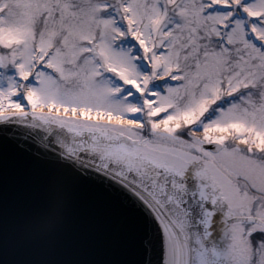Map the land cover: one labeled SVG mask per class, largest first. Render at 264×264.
Masks as SVG:
<instances>
[{"label":"snow or ice","instance_id":"obj_1","mask_svg":"<svg viewBox=\"0 0 264 264\" xmlns=\"http://www.w3.org/2000/svg\"><path fill=\"white\" fill-rule=\"evenodd\" d=\"M108 10L95 0H0V264L9 232L13 264H264V0H122L137 58L151 54V74L165 82L143 101L162 135L130 144L74 123L143 126L114 114L116 91L83 59L95 51L144 96L132 59L103 34L96 43L92 26ZM29 117L65 128L70 141L22 135L35 126L22 123ZM85 132L101 135L89 142ZM86 185L123 206L120 228L76 217ZM53 196L69 202L48 250L78 244L88 258H32L25 225Z\"/></svg>","mask_w":264,"mask_h":264},{"label":"water","instance_id":"obj_2","mask_svg":"<svg viewBox=\"0 0 264 264\" xmlns=\"http://www.w3.org/2000/svg\"><path fill=\"white\" fill-rule=\"evenodd\" d=\"M25 124H33V127H21L18 128V131L27 137L40 140L41 138L48 137L50 141H55L57 138L69 142L71 139V134L62 127L57 126L56 124L43 125L40 121L33 122L31 117L22 121ZM83 127V126H81ZM97 129V128H94ZM102 131H106L109 137L116 138V142L119 143H131L129 139L130 136L124 135L120 132L104 128H98ZM91 135L100 136V132L87 133L85 132L84 136L81 139L87 140L90 142ZM65 182L68 185L69 191L71 190V176L66 175ZM63 201L58 199L56 196H53L50 200L48 206L40 213H47L49 220L54 221L59 213L62 212V209L65 205V200ZM67 199V203H68ZM74 214L77 218H86V223L91 225L97 230H115L120 228L126 220L127 212L121 204L112 200L103 193V190L99 186L95 185H86L80 189L79 200L74 208ZM39 215V216H40ZM38 216V217H39ZM36 220V219H35ZM34 220V221H35ZM25 225V229L29 237L33 240H36V248L32 251L31 256L34 259L40 260L45 258L55 257L59 259H81L88 258L87 252L78 244L72 245H61L57 248V253H53L48 250V238H50L56 231L51 234H43L44 229L36 228L33 226V222ZM69 223H71V215L69 217ZM15 240V233L9 232L7 235V255L6 259L8 264H13V261L18 258L19 254L13 251L12 245ZM96 244L104 243L103 237L98 238L94 241Z\"/></svg>","mask_w":264,"mask_h":264},{"label":"rangeland","instance_id":"obj_3","mask_svg":"<svg viewBox=\"0 0 264 264\" xmlns=\"http://www.w3.org/2000/svg\"><path fill=\"white\" fill-rule=\"evenodd\" d=\"M95 3L100 7L104 5L109 6L108 11H101L97 14V22L92 26V30L98 32L96 43L100 44L102 42L100 34H103L104 38L115 50L126 53L132 59V64L135 66V75L130 78L138 79L141 82V86L144 89L145 93L144 96H140L136 92L135 88H133L132 91L129 92L128 89L132 86L124 83V81L117 73L109 72L105 61L100 56H98L95 51L93 53L86 54V57L83 59H88L93 62L90 67L99 73L96 79L100 85H102L106 89H112L116 91L117 94L113 97V100L118 102L120 107L119 110H116L114 112V114L116 116L123 117L125 121L139 118V121L143 125L142 127H129L125 124L118 125V127L120 126V128H123L124 131L129 134H138L134 136L129 135L133 139L136 137L155 139L157 135H162L161 133H157L154 135L152 128V122L159 118H154L151 116V110L144 104L143 101L144 99L148 98V92L154 85L163 86L165 82L163 80L155 79L152 76L151 73L153 70V63L151 62V54H149L148 61L144 60L142 54L139 56V58H137V44L134 43L131 39V35L127 31V24L122 19V13L119 12L122 0H95ZM149 3H151V0H149ZM101 21L108 23L109 27L105 29L104 23H101ZM114 28H118L120 31L124 32L125 35L123 37L117 35V33L113 31ZM158 42L159 38H157V43ZM157 51H159V49H157ZM144 78H147V80L149 81L147 86H145L144 84ZM181 105H183V102H181ZM136 107L140 109L138 113L127 111V109L129 108ZM104 110L108 111L111 109L105 108ZM172 111L174 110H170V112ZM216 115V112H212L209 114L207 119L210 121L211 119H214ZM100 122L105 123L107 121ZM134 128L136 130H133ZM188 131L189 129H183L180 134L183 135Z\"/></svg>","mask_w":264,"mask_h":264},{"label":"clouds","instance_id":"obj_4","mask_svg":"<svg viewBox=\"0 0 264 264\" xmlns=\"http://www.w3.org/2000/svg\"><path fill=\"white\" fill-rule=\"evenodd\" d=\"M67 204V199L65 200V205ZM63 216L62 212L59 213L54 221H50L47 213H42L36 220L33 222V226L36 228L43 227V234H51L54 232L62 222Z\"/></svg>","mask_w":264,"mask_h":264},{"label":"flooded vegetation","instance_id":"obj_5","mask_svg":"<svg viewBox=\"0 0 264 264\" xmlns=\"http://www.w3.org/2000/svg\"><path fill=\"white\" fill-rule=\"evenodd\" d=\"M44 112L46 114L47 113V109H45ZM74 123L77 124V125H79V126H87V127H90V128H98V127L93 126V125L83 124L81 122V120H79V119H77ZM86 123H88V122H86ZM105 129L110 130L111 132L117 131V132H120V133H122L124 135H128V136L129 135L130 136L138 135V134H131V133L129 134L126 131H124V129H122V128L120 129V127H118V126L116 128H114V127H108V128H105Z\"/></svg>","mask_w":264,"mask_h":264}]
</instances>
